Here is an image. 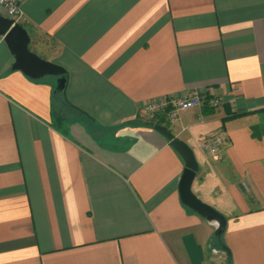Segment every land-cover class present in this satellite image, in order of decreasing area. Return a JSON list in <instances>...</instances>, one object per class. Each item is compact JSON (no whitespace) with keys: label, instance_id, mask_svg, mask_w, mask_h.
Returning <instances> with one entry per match:
<instances>
[{"label":"crops","instance_id":"crops-1","mask_svg":"<svg viewBox=\"0 0 264 264\" xmlns=\"http://www.w3.org/2000/svg\"><path fill=\"white\" fill-rule=\"evenodd\" d=\"M17 1L68 83L13 70L0 35V264H264V0ZM195 92L174 123L144 111ZM156 125L193 149L221 242Z\"/></svg>","mask_w":264,"mask_h":264},{"label":"water","instance_id":"water-1","mask_svg":"<svg viewBox=\"0 0 264 264\" xmlns=\"http://www.w3.org/2000/svg\"><path fill=\"white\" fill-rule=\"evenodd\" d=\"M0 35L4 36L5 42L15 57L13 70L22 71L34 80L45 77H57L58 90L64 91L66 89L65 69L59 65L45 61L34 53L30 49L31 37L29 32L21 24L15 23L14 20L5 17L1 12ZM155 129L171 142V146L185 162V170L179 183L182 203L215 227L216 235L222 236L227 227L226 217L212 206L201 201L193 192V184L199 171V163L193 149L185 141L175 137L168 128L156 125Z\"/></svg>","mask_w":264,"mask_h":264},{"label":"built area","instance_id":"built-area-1","mask_svg":"<svg viewBox=\"0 0 264 264\" xmlns=\"http://www.w3.org/2000/svg\"><path fill=\"white\" fill-rule=\"evenodd\" d=\"M0 12L15 23L21 24L23 13L17 0H0ZM204 103V96L200 93H191L184 97H161L147 103L144 111L151 117L165 115L166 118L174 123L179 118L182 111L199 108ZM220 100L211 99L210 106L218 108ZM223 145L221 137L211 138L204 142L203 147L207 149L216 159L219 156L220 147Z\"/></svg>","mask_w":264,"mask_h":264},{"label":"trees","instance_id":"trees-1","mask_svg":"<svg viewBox=\"0 0 264 264\" xmlns=\"http://www.w3.org/2000/svg\"><path fill=\"white\" fill-rule=\"evenodd\" d=\"M64 77L66 78L67 83H68V74H67V72H66V74H65ZM65 91H66V89H65L64 91H62L61 93L63 94V93H65ZM222 238H223V235H222V236L216 235V236H215V241H216L217 243H218V242H221V241H222ZM226 250H227V254H228V258H229L228 263H229V264H232V262H231V253H230V250H229L228 248H226Z\"/></svg>","mask_w":264,"mask_h":264},{"label":"rangeland","instance_id":"rangeland-1","mask_svg":"<svg viewBox=\"0 0 264 264\" xmlns=\"http://www.w3.org/2000/svg\"><path fill=\"white\" fill-rule=\"evenodd\" d=\"M200 199V198H199ZM202 201V200H201ZM205 203V202H204ZM215 255H217L218 256V254H215Z\"/></svg>","mask_w":264,"mask_h":264}]
</instances>
